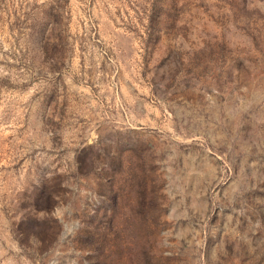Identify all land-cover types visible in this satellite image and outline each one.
I'll return each mask as SVG.
<instances>
[{
  "label": "rangeland",
  "instance_id": "rangeland-1",
  "mask_svg": "<svg viewBox=\"0 0 264 264\" xmlns=\"http://www.w3.org/2000/svg\"><path fill=\"white\" fill-rule=\"evenodd\" d=\"M0 264H264V0H0Z\"/></svg>",
  "mask_w": 264,
  "mask_h": 264
}]
</instances>
